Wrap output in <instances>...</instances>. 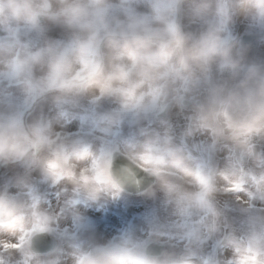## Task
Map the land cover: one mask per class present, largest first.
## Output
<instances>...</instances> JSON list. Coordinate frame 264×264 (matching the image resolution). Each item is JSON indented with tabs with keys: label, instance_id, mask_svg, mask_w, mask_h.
Here are the masks:
<instances>
[{
	"label": "clouds",
	"instance_id": "9594fccd",
	"mask_svg": "<svg viewBox=\"0 0 264 264\" xmlns=\"http://www.w3.org/2000/svg\"><path fill=\"white\" fill-rule=\"evenodd\" d=\"M0 264H264V0H0Z\"/></svg>",
	"mask_w": 264,
	"mask_h": 264
}]
</instances>
